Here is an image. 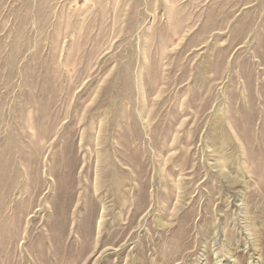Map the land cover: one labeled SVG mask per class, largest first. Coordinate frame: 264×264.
Masks as SVG:
<instances>
[{
  "label": "rangeland",
  "instance_id": "rangeland-1",
  "mask_svg": "<svg viewBox=\"0 0 264 264\" xmlns=\"http://www.w3.org/2000/svg\"><path fill=\"white\" fill-rule=\"evenodd\" d=\"M0 264H264V0H0Z\"/></svg>",
  "mask_w": 264,
  "mask_h": 264
}]
</instances>
